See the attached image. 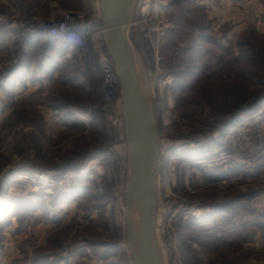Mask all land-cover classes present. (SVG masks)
I'll list each match as a JSON object with an SVG mask.
<instances>
[{
    "label": "rangeland",
    "instance_id": "rangeland-1",
    "mask_svg": "<svg viewBox=\"0 0 264 264\" xmlns=\"http://www.w3.org/2000/svg\"><path fill=\"white\" fill-rule=\"evenodd\" d=\"M173 3L149 38L135 27L128 38L157 123L166 107L177 119L167 131L159 127L162 145L191 141L195 149L174 154L192 160L207 155L228 122L264 101L255 103L264 97V0ZM56 10L100 24L94 0H0V180L13 172L0 188V264H132L120 202L128 149L118 103L101 101L94 56L66 59L59 42L32 37ZM10 75L15 80L5 88ZM111 148L117 154L107 159ZM47 172L55 178L40 182ZM227 191H173L160 200L164 264H264V173H247ZM193 203L200 204L193 217L162 214ZM221 205H234L223 210L225 219L215 208Z\"/></svg>",
    "mask_w": 264,
    "mask_h": 264
},
{
    "label": "built area",
    "instance_id": "built-area-1",
    "mask_svg": "<svg viewBox=\"0 0 264 264\" xmlns=\"http://www.w3.org/2000/svg\"><path fill=\"white\" fill-rule=\"evenodd\" d=\"M173 4V0H136L133 20L128 25V30L130 27L139 28L142 33L145 32L144 36L149 38L155 29L154 23L157 17ZM34 31L46 40L53 39L64 45L66 59L74 56L84 58L89 55L94 56L96 64L92 72L99 82L98 94L101 101L107 106L117 101L120 81L106 53L104 34L100 24L88 21L85 14L78 11L56 10L47 20L39 22ZM170 100L172 101L171 98L168 101ZM259 105L256 113L240 118L237 125L236 121H233L224 128V131L217 133L215 138L221 136L217 144L208 151L207 155L200 157L201 159L188 160L184 156H172L177 149H195L198 145L191 141L173 144L168 142L169 145L161 149L156 228L161 207L160 200H164L168 192L174 191L184 197L208 193L222 196L228 194L230 191L227 190L242 181L247 173L255 174L256 171L258 174L264 173V101ZM158 125L161 128L160 122ZM231 125L234 126L231 127ZM170 127L164 131L169 130ZM160 142L162 145L161 137ZM168 156L174 157L167 161V168H172V173H169L168 181L165 180L162 183L161 177L165 171V161ZM55 175V173L47 172L40 175L38 180L44 176L46 184L53 180ZM193 204L192 207L186 208L175 204L176 209L173 208L175 205L171 204L168 206V211L165 213L164 210L162 214L168 220H177L180 214L187 215L186 218L193 217L197 212L196 207L200 205ZM206 212L205 214H208L211 211L208 209ZM186 218L183 217V219ZM220 233L219 230L216 233L218 238Z\"/></svg>",
    "mask_w": 264,
    "mask_h": 264
},
{
    "label": "water",
    "instance_id": "water-1",
    "mask_svg": "<svg viewBox=\"0 0 264 264\" xmlns=\"http://www.w3.org/2000/svg\"><path fill=\"white\" fill-rule=\"evenodd\" d=\"M135 3L136 0H99V22L106 53L119 77L123 100L124 137L131 169L125 194L128 248L133 264H164L155 234L160 128L154 116V101L137 73L135 52L126 29L133 20ZM262 100L264 97L255 103Z\"/></svg>",
    "mask_w": 264,
    "mask_h": 264
},
{
    "label": "bare ground",
    "instance_id": "bare-ground-1",
    "mask_svg": "<svg viewBox=\"0 0 264 264\" xmlns=\"http://www.w3.org/2000/svg\"><path fill=\"white\" fill-rule=\"evenodd\" d=\"M94 1H97V4H98V17H99V0H94ZM96 4V3H95ZM126 29L128 30V25L126 26ZM135 67H136V70H137V73H138V75H139V77H140V79H141V81H142V83H143V85H144V87H145V89H146V91H147V93L149 94V96H150V98L153 100V95H152V93L150 94V92H149V90H148V88H147V86H146V84H145V81H144V77H143V68H142V65H141V63H140V61L138 60V57L135 55ZM119 94H118V99H117V101H118V108H119V111H120V116H121V133H122V135H123V138L125 139V137H124V128H123V100H122V95H121V88H120V90H119V92H118ZM165 108V107H164ZM169 108L168 107H166L165 109H163L162 110V115H161V119H160V123H161V128L163 129V130H166V129H168L169 127H170V125H172V123L173 122H177V119L175 118H172V116H171V114H169L170 112H169ZM174 119V120H173ZM119 121V120H118ZM173 121V122H172ZM240 122V121H239ZM238 122V123H239ZM238 123H236V125L238 124ZM234 126V125H233ZM126 142V141H125ZM169 145V143H166L165 142V144H163V145H161V142H160V149H163L164 147H166V146H168ZM126 146H127V149H128V144L126 143ZM115 154H117V150H116V148H111V149H108L103 155L105 156V158H107V159H110V156L111 155H115ZM174 154V153H173ZM173 154H172V156H173ZM127 155H128V150H127ZM175 156H176V154H174ZM181 155V154H180ZM178 156V155H177ZM200 158V156L199 157H195V159H199ZM171 159H174V157H167L166 158V161H165V165H166V167H165V171L163 172V175H162V180H166L167 179V177H168V175H169V173H172V168H167V166H168V160H171ZM194 158H192V160H193ZM201 159V158H200ZM128 172H127V181H126V185H125V187H124V189H123V198H122V200H120V202H122V204H121V206L124 208V217H125V211H126V205H125V194H126V192H127V190H128V186H129V183H130V180H131V169H130V167H129V163H128ZM40 181H42L43 183L45 182V177L44 176H41L40 177V179H39ZM168 181V180H167ZM131 201V200H130ZM132 203V202H131ZM118 208V207H117ZM120 208V207H119ZM118 208V209H119ZM117 209V210H118ZM133 217H134V213L132 212V219H133ZM125 220V219H124ZM125 225H126V221H125ZM124 229V233H125V235H126V239H125V243H126V247H127V249L129 250V248H128V229H127V225L123 228ZM157 230V229H156ZM155 230V234H156V239H157V231ZM159 246V245H158ZM160 250V249H159ZM161 252V251H160ZM129 253H130V250H129ZM129 256L131 257V253L129 254ZM132 259V258H131ZM132 264H133V262H132Z\"/></svg>",
    "mask_w": 264,
    "mask_h": 264
},
{
    "label": "crops",
    "instance_id": "crops-1",
    "mask_svg": "<svg viewBox=\"0 0 264 264\" xmlns=\"http://www.w3.org/2000/svg\"><path fill=\"white\" fill-rule=\"evenodd\" d=\"M56 43H57V42H56ZM58 44H59V43H58ZM62 47H64V46H62V44L60 43V44H59V48H62ZM62 49H64V48H62ZM13 75H14V76H17V72H14ZM13 75H10V77H8L6 80H4L3 83H2V84H3L2 86H4L5 88H7V86H9V85L11 84L10 82L7 83V80H8V81H11V79L15 80V77H14ZM16 78H17V77H16ZM16 80H17V79H16ZM12 85H13V83H12ZM231 123H232V122H231ZM229 124H230V123H229ZM229 124H227V125H229ZM227 125H225V127H226ZM225 127H224V128H225ZM12 173H13V172L8 171V172H6V173L3 174L1 180L3 179L4 181L1 183V180H0V188L6 185L5 183H7V181L10 180L9 177L11 176ZM233 207H234V205H233ZM215 208L219 210V212H218V214H219V216H220L219 218H223V219L227 218V215H226L227 213H226V211H223V210H225V209L222 207V205H221V206H217V207H215ZM220 210H221V211H220ZM222 211H223V213H221ZM218 214H217V215H218ZM214 222H216V220H214Z\"/></svg>",
    "mask_w": 264,
    "mask_h": 264
},
{
    "label": "trees",
    "instance_id": "trees-1",
    "mask_svg": "<svg viewBox=\"0 0 264 264\" xmlns=\"http://www.w3.org/2000/svg\"><path fill=\"white\" fill-rule=\"evenodd\" d=\"M32 37H34V38H36V39H40V35H38V34H35V33H33V35H32ZM56 43V41L55 40H53V39H47L46 41H45V44H47V46H51V45H54ZM223 207V206H222ZM234 208L233 207V205H228V206H225V207H223L224 209H226V208ZM233 212V211H232Z\"/></svg>",
    "mask_w": 264,
    "mask_h": 264
}]
</instances>
